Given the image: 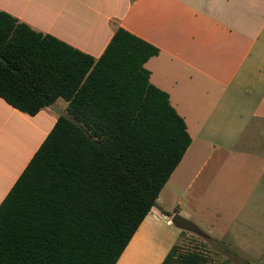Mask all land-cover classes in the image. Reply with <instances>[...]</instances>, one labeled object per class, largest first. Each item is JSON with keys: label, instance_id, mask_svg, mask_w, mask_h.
I'll return each instance as SVG.
<instances>
[{"label": "trees", "instance_id": "trees-1", "mask_svg": "<svg viewBox=\"0 0 264 264\" xmlns=\"http://www.w3.org/2000/svg\"><path fill=\"white\" fill-rule=\"evenodd\" d=\"M158 48L118 28L95 59L0 11V97L29 115L68 102L0 205V264H116L191 137L149 81ZM173 246L161 264H210Z\"/></svg>", "mask_w": 264, "mask_h": 264}, {"label": "crops", "instance_id": "crops-1", "mask_svg": "<svg viewBox=\"0 0 264 264\" xmlns=\"http://www.w3.org/2000/svg\"><path fill=\"white\" fill-rule=\"evenodd\" d=\"M0 11L95 59L120 27L159 50L145 63L149 81L191 144L116 264L164 260L154 222L183 210L180 199L162 204L166 187L236 212L223 228L233 240L242 226L264 234V0H0ZM54 105L67 113L63 98L29 115L0 97V205L57 122Z\"/></svg>", "mask_w": 264, "mask_h": 264}, {"label": "rangeland", "instance_id": "rangeland-1", "mask_svg": "<svg viewBox=\"0 0 264 264\" xmlns=\"http://www.w3.org/2000/svg\"><path fill=\"white\" fill-rule=\"evenodd\" d=\"M161 197L162 204L169 209L180 199L183 210H178L177 214L195 224L206 235L203 237L182 230L172 222L167 224L166 219L171 220L176 213H173V210L166 212V218L161 217L154 222V241L166 247L167 253L173 246L179 245L181 252H203L209 257L210 264H264V234H255L253 228L248 234H244L245 226H242L243 232L240 234V241H237L223 233V228L230 227L227 224L233 221V214L236 212L231 211L226 217L223 216L220 210L219 212L213 208V202L205 196L201 197V202L195 207L191 204L189 193L180 194L169 187H166ZM231 214L233 216H230Z\"/></svg>", "mask_w": 264, "mask_h": 264}, {"label": "water", "instance_id": "water-1", "mask_svg": "<svg viewBox=\"0 0 264 264\" xmlns=\"http://www.w3.org/2000/svg\"><path fill=\"white\" fill-rule=\"evenodd\" d=\"M52 108H53V111L55 113H57L59 116L66 117L70 121L77 123L66 112H63L60 109H58L57 106L54 105ZM171 222L177 228H180L182 230L189 231V232H192L194 234L206 237V235L195 224L191 223L190 221H188L187 219H185L184 217H182L181 215H179L177 213L172 217Z\"/></svg>", "mask_w": 264, "mask_h": 264}]
</instances>
